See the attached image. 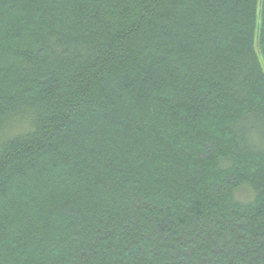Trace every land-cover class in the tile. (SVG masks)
<instances>
[{
	"label": "trees",
	"instance_id": "trees-1",
	"mask_svg": "<svg viewBox=\"0 0 264 264\" xmlns=\"http://www.w3.org/2000/svg\"><path fill=\"white\" fill-rule=\"evenodd\" d=\"M0 136V264H264V0H0Z\"/></svg>",
	"mask_w": 264,
	"mask_h": 264
},
{
	"label": "rangeland",
	"instance_id": "rangeland-1",
	"mask_svg": "<svg viewBox=\"0 0 264 264\" xmlns=\"http://www.w3.org/2000/svg\"><path fill=\"white\" fill-rule=\"evenodd\" d=\"M23 130V127H12L9 129L8 136H14L18 133H20V131ZM0 138H2V136H0Z\"/></svg>",
	"mask_w": 264,
	"mask_h": 264
}]
</instances>
